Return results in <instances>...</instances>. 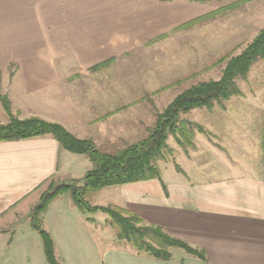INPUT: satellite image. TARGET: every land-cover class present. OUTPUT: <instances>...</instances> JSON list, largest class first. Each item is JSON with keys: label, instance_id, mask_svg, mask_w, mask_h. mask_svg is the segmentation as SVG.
<instances>
[{"label": "crops", "instance_id": "obj_1", "mask_svg": "<svg viewBox=\"0 0 264 264\" xmlns=\"http://www.w3.org/2000/svg\"><path fill=\"white\" fill-rule=\"evenodd\" d=\"M196 6L186 0H0V92L17 118L39 117L63 125L77 138H90L59 119L64 111L74 115L77 110L53 98L48 84L65 80L74 66L94 65L182 25V19L192 20ZM67 53L73 58L59 61ZM9 66L14 68L9 71ZM228 109L207 111L215 118L212 129L203 126L211 136L198 133L194 139L221 141L220 148L207 142L209 148L202 150L215 164L207 178L102 188L97 192L109 190L110 197L92 203L127 209L202 250L204 259L178 248L169 260L138 255L117 244L104 214L81 212L68 194H60L42 216L62 264H264V101L248 115L231 117ZM7 120L0 103V123ZM84 158L61 149L49 136L0 142V226L20 220L0 233V264H47L26 215L47 179L82 177L88 163L78 172L72 164Z\"/></svg>", "mask_w": 264, "mask_h": 264}, {"label": "rangeland", "instance_id": "obj_2", "mask_svg": "<svg viewBox=\"0 0 264 264\" xmlns=\"http://www.w3.org/2000/svg\"><path fill=\"white\" fill-rule=\"evenodd\" d=\"M186 1L197 5V12L192 11L195 14L192 20L182 19V25L167 28L94 65L74 66L66 72L69 75L65 80L48 84L53 98L57 97L62 106L77 110L75 116L64 111L59 119L88 133L90 138L85 139L91 140L99 151L115 153L145 139L157 116L175 96L199 82L218 80L226 61L239 54L264 27V0ZM67 54L59 61H63V57L73 58V54ZM13 68L9 66L8 70ZM236 84L240 95L223 102V107L216 106L223 109L228 105L231 117L237 116L238 112L252 114V107L258 109L264 101V58L256 61L247 76L236 80ZM0 95L7 97L1 92ZM207 111L196 108L181 115L200 126L202 131L194 128L191 143L186 144V148L179 146L172 135L168 136L169 150L164 151V159L157 163L162 180L183 176L187 181H197L214 171V162L204 152L205 144L209 142L220 148L218 142L221 141H194L198 133L211 136L205 128L212 129L215 118ZM76 117L78 120L75 121ZM194 151L198 153L194 154ZM85 157L82 161H74L73 170L81 171L87 163L89 169L92 168V163ZM107 191L104 194L94 191L87 201L92 205L96 200H105L110 197ZM105 224L109 233L115 232L106 220ZM12 229V224L0 226L1 233ZM117 244L127 246L120 241Z\"/></svg>", "mask_w": 264, "mask_h": 264}, {"label": "trees", "instance_id": "obj_3", "mask_svg": "<svg viewBox=\"0 0 264 264\" xmlns=\"http://www.w3.org/2000/svg\"><path fill=\"white\" fill-rule=\"evenodd\" d=\"M262 58L264 27L239 54L226 61L218 80L199 82L175 96L157 116L154 127L148 130L145 139L129 144L115 153L99 151L91 140L75 137L58 123L35 116L17 118L11 112L7 97L0 95L1 106L8 116L7 122L0 123V142L49 136L61 149L72 154L85 155L92 163V168L80 178H68L64 181L47 179L40 186H43V190L38 202L26 215L31 229L42 241L46 263L62 264L56 254L54 241L43 226L42 216L49 202L60 194H68L73 206L81 212L104 214L107 217V224L115 230L117 241L125 243L138 255L169 260L171 250L178 248L187 254L204 259L202 250L171 236L159 226L145 222L139 215L118 206L91 205L87 198L90 193L106 187L152 179L162 183L157 163L164 159V151L169 150L166 144L168 136L172 135L179 146L186 148V144L191 143L194 128L202 131L200 126L181 118V115L196 108L211 111L216 105L223 107V102L240 95L236 80L244 79L250 67ZM19 221L18 219L12 224L13 229Z\"/></svg>", "mask_w": 264, "mask_h": 264}]
</instances>
